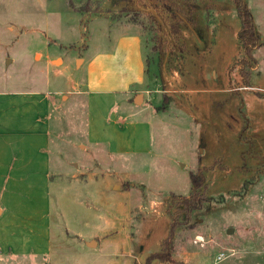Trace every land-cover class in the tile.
Here are the masks:
<instances>
[{
    "label": "rangeland",
    "instance_id": "1",
    "mask_svg": "<svg viewBox=\"0 0 264 264\" xmlns=\"http://www.w3.org/2000/svg\"><path fill=\"white\" fill-rule=\"evenodd\" d=\"M139 1L131 2L136 13L119 0H0V90H44L48 79L60 91L49 145L50 253H0V264H146L160 251L149 264H264V98L252 94L264 93V0H241L260 39L251 89L234 66L243 52L232 0H169L185 47L154 51L151 37L162 34ZM107 19L137 22L149 60L147 91L135 92L131 109L120 93L116 106L125 119L151 124L139 127V153L86 142V98L75 91L86 88L88 73L76 57L108 42ZM197 35L204 54L186 53ZM200 166L208 200L186 215L181 200ZM171 224L167 253L161 244Z\"/></svg>",
    "mask_w": 264,
    "mask_h": 264
},
{
    "label": "crops",
    "instance_id": "2",
    "mask_svg": "<svg viewBox=\"0 0 264 264\" xmlns=\"http://www.w3.org/2000/svg\"><path fill=\"white\" fill-rule=\"evenodd\" d=\"M108 21L111 27L105 33L107 37L104 35L108 42L97 46L91 59L76 57L88 73L86 88L75 91L86 98V142L112 146L117 154L139 153V127L145 125L149 130L150 122L128 120L116 111L120 93L131 109L135 92L147 91L141 90L145 89L147 73L138 24L130 20ZM191 32L194 33L192 29ZM200 36H196L197 45L203 42ZM192 46L186 53L204 54L201 45ZM47 57L52 63L54 58L49 54ZM58 57L63 63V58ZM46 84L50 87L51 81L47 79ZM49 87L0 90V253L5 255L45 256L51 250L49 145L52 107L58 103L60 91ZM237 88L242 87L233 89ZM94 240L98 245V239Z\"/></svg>",
    "mask_w": 264,
    "mask_h": 264
},
{
    "label": "trees",
    "instance_id": "3",
    "mask_svg": "<svg viewBox=\"0 0 264 264\" xmlns=\"http://www.w3.org/2000/svg\"><path fill=\"white\" fill-rule=\"evenodd\" d=\"M126 1L124 5V10H129V8H133L136 13L140 9L134 4H132V0H119ZM139 1V0H138ZM234 7L237 11V15L240 21V27L237 30V40L242 49V56L236 60L234 66L237 67L238 73L240 76V82L246 89L252 88V69L254 63V50L259 47L260 39L256 33V28L253 23L252 15L248 9V7L241 0H232ZM142 5L147 8H150L147 15L150 19L151 27L157 33L160 29V34H156V36H152L151 40H153V51L166 47V45H171L174 42L178 44V47L181 46L184 48L185 43L181 41L182 32L180 29V23H182V19L179 16L180 11L178 9H173L174 2L169 0H140ZM140 8V7H139ZM167 30L171 34H167ZM166 35V36H165ZM182 48V49H183ZM143 54V52H142ZM144 56L145 62V72H148V57ZM258 97L264 98V93L256 92ZM207 168L205 166H200L195 172L190 173V182H191V190L188 197H184L181 200V204L183 205V212L188 215L192 210L199 209L203 206L204 203L208 200L205 194V172ZM175 231V225L171 224L170 229L166 237L163 239L161 244L162 251L170 250L172 245L173 234ZM168 255V254H167ZM163 254L160 252L152 253L147 256L145 259L146 264H149L150 260L153 258H163ZM168 259V257L164 258Z\"/></svg>",
    "mask_w": 264,
    "mask_h": 264
},
{
    "label": "water",
    "instance_id": "4",
    "mask_svg": "<svg viewBox=\"0 0 264 264\" xmlns=\"http://www.w3.org/2000/svg\"><path fill=\"white\" fill-rule=\"evenodd\" d=\"M139 98H140V95H137V97H136L135 101H136V102H138V99H139ZM231 231H232V229H231V228L227 230V232H228V233H230Z\"/></svg>",
    "mask_w": 264,
    "mask_h": 264
}]
</instances>
